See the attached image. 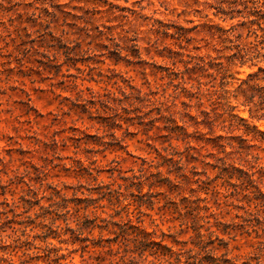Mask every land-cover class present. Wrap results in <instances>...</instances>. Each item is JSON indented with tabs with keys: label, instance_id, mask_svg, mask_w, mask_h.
I'll return each mask as SVG.
<instances>
[{
	"label": "trees",
	"instance_id": "16d2710c",
	"mask_svg": "<svg viewBox=\"0 0 264 264\" xmlns=\"http://www.w3.org/2000/svg\"><path fill=\"white\" fill-rule=\"evenodd\" d=\"M0 25L18 53L37 54L55 61L61 58L63 61L57 66L65 63L67 70L81 71L76 65L79 61L98 72L102 71L99 65L105 64L104 70L111 74L120 76L131 71L143 76L146 91L122 77V96L101 101L102 107L113 111L107 126H121L117 108L128 112L125 104L138 111L141 107L149 108L148 113L153 112L150 124L143 123L141 116L136 123L145 131L165 130L168 148L153 147L155 155L141 158L136 173L119 175L123 183L108 191L115 192L117 201L122 195L121 187L136 188L138 193L143 187H165L162 193L180 194L187 190L193 194L196 190L191 185L196 184L204 196H182L181 201H186L197 215L200 210L210 209V199L217 209L223 205L242 208V204L234 202L245 201L250 207L248 214H257L258 208L264 212V164L260 161L264 131L247 123V119L264 120V0H0ZM242 69H247L245 76L235 78ZM147 75L154 77V89L149 87ZM82 107V111H88L86 106ZM238 107L247 111L248 118L234 113ZM158 121L161 126L155 124ZM217 130L225 134L216 133ZM234 130L241 132L232 134ZM170 139L181 142L183 149L171 145ZM208 147L217 154L207 152L200 158L199 149L208 151ZM197 164L203 166L200 171ZM161 167H165L164 172ZM207 167L214 169L212 177L207 175ZM217 178L221 179L223 189L213 182ZM27 187L16 201L7 202L13 216L38 206L39 212L34 213L32 220L43 216L39 220L46 229L42 231L43 238L53 234L60 238L59 242H79L72 251H93L97 247L109 256L110 263L121 264H154L155 260L165 264H204L202 254L212 251L211 225L204 228L197 215L187 225L193 232L187 240L163 232L156 240L153 232L132 222L129 202L121 207L125 208L127 218L119 223L107 218L118 215L116 209L107 217L89 218L85 213L90 205L103 207L95 203L104 197L113 205L105 195L80 197L75 188L67 196L53 185L45 194L47 189L30 184ZM231 197L234 199L230 200ZM41 199L47 203L40 204ZM15 207L24 210L17 213ZM185 214L186 211L180 212L179 216ZM57 220H62L64 226L56 224ZM181 224H187L185 219ZM110 225L114 229H108ZM94 228L99 232L107 230L113 237L94 239L84 234ZM165 236L172 245L163 242ZM211 260V264L228 262Z\"/></svg>",
	"mask_w": 264,
	"mask_h": 264
},
{
	"label": "rangeland",
	"instance_id": "374dc122",
	"mask_svg": "<svg viewBox=\"0 0 264 264\" xmlns=\"http://www.w3.org/2000/svg\"><path fill=\"white\" fill-rule=\"evenodd\" d=\"M5 35V29L0 25V264H121L110 263L109 256L103 255L97 247L93 251V248L84 252L79 249L72 251L79 242H59L60 238H55L53 234L43 238L42 231L46 229L39 223L43 216L32 220L34 213L39 212L36 205L21 215L13 216L7 202L16 201L24 194L27 184L47 189L45 194L53 185L67 196L78 188L77 196L96 197L99 193L114 203L110 205L105 197L99 199L95 204L103 207L90 205L85 212L89 218L107 217L108 213L113 212L112 209H116L119 214L107 218L122 223L127 217L125 208L121 207L129 202L132 222L147 232H153L156 240L161 232L187 240L193 234L187 225L196 217L197 211L192 210L186 201H181V197H203L204 193L199 191L196 184L191 185L196 190L193 194L187 190L180 194L162 193L165 187L150 190L143 187L138 193L136 188L121 187L122 195L117 201L114 191L108 193L109 189L116 190L118 183H123L119 175L136 173L141 158L150 159L155 155L153 147L161 150L168 146V142L164 141L168 137L164 136L165 130L152 128L145 131L142 125L136 123L137 117L141 116L143 123L150 124L153 112L148 113L149 108L146 107L138 111L133 109V105L125 104L128 112L118 107L117 112L122 118L117 121L121 126H107L112 121L110 116L113 111L102 107L101 101L110 96H122L119 89L123 86L122 77L146 91L143 76L131 71L120 76L111 74L104 70L105 64L99 65L102 71L98 72V69H89L79 61L76 65L81 71L74 68L67 70L65 63L57 66L63 61L61 58L55 61L37 54L18 53ZM246 72L247 69H242L234 77H244ZM146 79L149 87L154 89V77L147 75ZM82 106H86L88 111H82ZM234 113L248 118L247 111L242 107L235 109ZM130 117L131 120L124 122ZM247 123L264 131V120L247 119ZM155 124L161 126L162 122ZM240 132L234 130L232 134ZM216 133L225 134V131L217 130ZM169 141L171 145L183 149L181 142ZM119 145L123 147L118 148ZM207 152L217 154L208 147V151L207 148L199 149L198 155L201 158ZM260 154V161L264 164V151H260ZM207 159L213 161L209 156ZM79 162L82 163L81 167ZM202 168L201 164H197L198 171ZM164 169L161 167L162 172ZM97 171L100 172L97 174ZM214 172V169L207 167V175L212 177ZM213 182L223 189L220 178ZM261 190L264 192V186ZM46 203V199L40 200V204ZM198 203L203 205V202ZM234 204H242L243 207L223 205L217 209L213 199H210V209L199 211V223L204 228L210 224L213 231L209 246L212 251L202 254L204 264H211L208 262L211 259H215V262L227 259L226 264H264V212L258 208L257 214H248L250 207L245 201ZM14 209L17 213L24 210L22 207ZM251 209L255 211L254 207ZM184 210L185 217L181 218L179 213H185ZM211 211L215 213L214 216L209 214ZM26 215L30 218H25ZM183 219L187 224L180 225ZM20 220L24 222L18 223ZM56 224L64 226L62 220H57ZM69 224L74 227L73 222L69 221ZM108 229L114 227L110 225ZM202 232L206 233L203 228ZM84 234L94 239L99 236L113 237V233L107 230L99 232L98 228ZM163 242L172 245L168 236ZM173 248H177V245ZM61 254L64 256L59 257ZM147 259H151V256ZM154 264L165 263L155 260Z\"/></svg>",
	"mask_w": 264,
	"mask_h": 264
}]
</instances>
